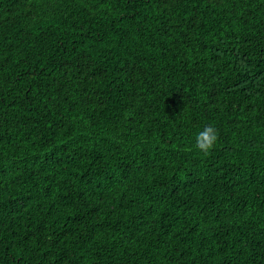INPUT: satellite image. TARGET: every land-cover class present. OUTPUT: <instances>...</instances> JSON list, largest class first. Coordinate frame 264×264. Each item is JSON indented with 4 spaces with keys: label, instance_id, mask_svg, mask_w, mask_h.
Listing matches in <instances>:
<instances>
[{
    "label": "trees",
    "instance_id": "trees-1",
    "mask_svg": "<svg viewBox=\"0 0 264 264\" xmlns=\"http://www.w3.org/2000/svg\"><path fill=\"white\" fill-rule=\"evenodd\" d=\"M0 264H264V0H0Z\"/></svg>",
    "mask_w": 264,
    "mask_h": 264
},
{
    "label": "clouds",
    "instance_id": "clouds-1",
    "mask_svg": "<svg viewBox=\"0 0 264 264\" xmlns=\"http://www.w3.org/2000/svg\"><path fill=\"white\" fill-rule=\"evenodd\" d=\"M217 140V129L212 125H208L196 135L195 146L198 150L207 154L213 148Z\"/></svg>",
    "mask_w": 264,
    "mask_h": 264
}]
</instances>
